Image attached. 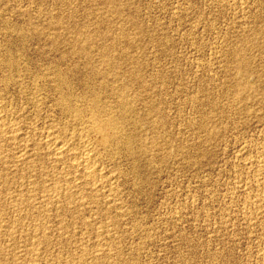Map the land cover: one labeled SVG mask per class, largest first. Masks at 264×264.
<instances>
[{
    "label": "rangeland",
    "instance_id": "obj_1",
    "mask_svg": "<svg viewBox=\"0 0 264 264\" xmlns=\"http://www.w3.org/2000/svg\"><path fill=\"white\" fill-rule=\"evenodd\" d=\"M0 135V264H264V0H0Z\"/></svg>",
    "mask_w": 264,
    "mask_h": 264
},
{
    "label": "bare ground",
    "instance_id": "obj_2",
    "mask_svg": "<svg viewBox=\"0 0 264 264\" xmlns=\"http://www.w3.org/2000/svg\"><path fill=\"white\" fill-rule=\"evenodd\" d=\"M61 79V78H60ZM64 79V78H63ZM62 82V81H61ZM62 84H64V86H65V84H66V81L65 80H63V83ZM65 96V95H64ZM68 96V95H67ZM67 96H65V97H63V101L65 102V104H66V109L68 110V112L69 111H72V110H74L73 108H72V106L69 104V103H67V101L69 100L68 98H67ZM62 105V104H61ZM64 105V104H63ZM104 125H106L107 127H108V132L110 133V136H112V137H115V138H117V134H118V132H116V131H114L115 130V122L113 121V120H103V119H99L98 117H96L95 118V121H94V123H93V128H94V130H96L95 132L97 133H99V135H100V138H101V141H104L105 139H104V136H102L103 135V131H105V127H104ZM5 126V125H4ZM3 127V126H2ZM4 129V128H3ZM10 130V129H9ZM98 135V136H99ZM1 136V135H0ZM53 141V140H52ZM30 144V143H29ZM81 144V143H80ZM80 144H78L79 145V147H80ZM50 145V144H49ZM54 146H55V151H56V153H58V154H61L63 151H66L65 149H66V145H65V143H58V142H55L54 143ZM70 146V145H69ZM87 146H88V143L87 144H85V143H83L82 145H81V148H85V150H87ZM77 147V146H76ZM27 148V147H26ZM73 148V147H72ZM69 149V148H68ZM2 150H3V148H2ZM70 150H71V147H70ZM89 150V149H88ZM88 150H87V152H88ZM84 152L85 151H83V154H84ZM16 154V153H15ZM57 155V154H56ZM85 159H84V161H82V163H81V166L83 167V172L86 174V175H88V176H91V178L93 179V177H92V175H95V173H96V167H95V161L93 160V158L91 157V155L89 156V157H87V154L85 153ZM89 155V154H88ZM79 156V155H78ZM82 157V156H81ZM63 159V158H62ZM29 160V159H28ZM75 161H76V159H75ZM28 163V162H27ZM34 163V162H33ZM74 164V163H73ZM68 165V164H67ZM71 165H72V163H71ZM78 165V164H77ZM80 165V164H79ZM30 166H32V165H30ZM34 166V165H33ZM74 166V165H73ZM66 168V167H65ZM78 168V167H77ZM80 168V167H79ZM38 169V168H37ZM82 169V168H81ZM75 170V169H74ZM81 171V170H80ZM69 172V171H68ZM79 175H80V173H79ZM83 175V174H82ZM59 176V175H58ZM96 176V175H95ZM79 177H81V176H79ZM79 177H78V179H79ZM86 177V176H85ZM65 178V177H64ZM91 178H89V179H91ZM55 180V179H54ZM88 180V179H87ZM86 180V181H87ZM90 181V180H89ZM88 181V182H89ZM69 182V181H68ZM67 182V183H68ZM83 183H84V181H83ZM94 183V182H93ZM96 183V182H95ZM70 184V183H69ZM98 185H99V183H98ZM59 187V186H58ZM63 187V186H62ZM68 187V186H67ZM30 188V187H29ZM56 188H57V186H56ZM69 188H71V186L69 187ZM68 188V189H69ZM28 189V188H27ZM55 189V188H54ZM61 189V188H60ZM52 190V189H51ZM58 190H59V188H58ZM53 191H56V190H53ZM68 191V190H67ZM69 191H71V189H69ZM94 191V190H93ZM50 192V191H49ZM57 192V191H56ZM94 193V192H93ZM28 196V195H27ZM49 196V195H48ZM71 196V195H70ZM68 197V196H67ZM30 198V197H29ZM31 199H32V197H31ZM46 200V199H45ZM34 201V200H33ZM59 206V205H58ZM83 206V205H82ZM40 207V206H39ZM41 208V207H40ZM79 209V208H78ZM28 210V209H27ZM46 210V209H45ZM27 212V211H26ZM72 214V213H71ZM79 215V214H78ZM88 222V221H87ZM6 225V224H5ZM39 225V224H38ZM44 225V224H43ZM10 226H12V225H10ZM15 226V225H14ZM13 226V227H14ZM9 227V226H8ZM12 227V228H13ZM107 229V228H106ZM12 230V229H11ZM10 230V231H11ZM15 231V230H14ZM42 231H43V229H42ZM17 232V231H16ZM36 234V233H35ZM29 235V234H28ZM32 236V235H31ZM35 236V235H34ZM44 236H45V234H44ZM47 236V235H46ZM26 237H27V235H26ZM48 237V236H47ZM32 238V237H31ZM40 238H41V236H40ZM10 240V239H9ZM13 240H15V239H13ZM35 240V239H34ZM45 240V239H44ZM39 243V242H38ZM32 245V244H31ZM85 247V246H84ZM36 248H39V246L38 247H36ZM35 248V249H36ZM35 251H37V250H35ZM82 252V251H81ZM89 252V251H88ZM24 253V252H23ZM95 253V252H94ZM30 254H31V252H30ZM35 254V253H34ZM33 254V256H35ZM29 255V254H28ZM89 255V254H88ZM99 254H97V256H98ZM103 255V254H102ZM30 256V255H29ZM92 256V255H91ZM95 256V255H94ZM73 257V256H72ZM99 257V256H98ZM33 258V257H32ZM36 258V257H35ZM41 258V257H40ZM72 259V258H71ZM95 259H97V258H95ZM31 260V259H30ZM79 260V259H78ZM82 260H83V258H82ZM92 260V259H91ZM90 260V261H91ZM28 261V260H27ZM32 261V260H31ZM81 261V260H80ZM22 262V261H21ZM29 262V261H28ZM85 262H87V261H85ZM60 263V262H59ZM71 263V262H70ZM31 264V263H30ZM83 264V263H82Z\"/></svg>",
    "mask_w": 264,
    "mask_h": 264
}]
</instances>
